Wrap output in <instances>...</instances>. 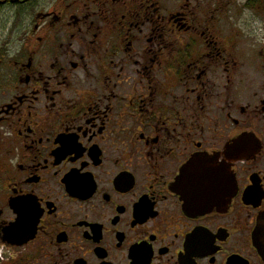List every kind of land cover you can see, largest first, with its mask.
<instances>
[{
    "label": "flooded vegetation",
    "instance_id": "1",
    "mask_svg": "<svg viewBox=\"0 0 264 264\" xmlns=\"http://www.w3.org/2000/svg\"><path fill=\"white\" fill-rule=\"evenodd\" d=\"M234 3L0 0V264H264V1Z\"/></svg>",
    "mask_w": 264,
    "mask_h": 264
},
{
    "label": "rangeland",
    "instance_id": "2",
    "mask_svg": "<svg viewBox=\"0 0 264 264\" xmlns=\"http://www.w3.org/2000/svg\"><path fill=\"white\" fill-rule=\"evenodd\" d=\"M234 1H235L234 5H235L236 8L238 9V12H240V9H241L242 5L245 4V2H246L247 0H234ZM263 1H264V0H263ZM262 8H263V7H262ZM262 8H261V9H262ZM250 11H251L250 9L245 10V17H246V18H250V19H252L251 15H250V13H251ZM263 14H264V12L258 10V11H255V12H254V17H253V19H254V18H257V19H258V21H259V23H260L261 26H262V20L264 19Z\"/></svg>",
    "mask_w": 264,
    "mask_h": 264
},
{
    "label": "snow or ice",
    "instance_id": "3",
    "mask_svg": "<svg viewBox=\"0 0 264 264\" xmlns=\"http://www.w3.org/2000/svg\"><path fill=\"white\" fill-rule=\"evenodd\" d=\"M80 180H83L84 178L83 177H81V178H79Z\"/></svg>",
    "mask_w": 264,
    "mask_h": 264
},
{
    "label": "water",
    "instance_id": "4",
    "mask_svg": "<svg viewBox=\"0 0 264 264\" xmlns=\"http://www.w3.org/2000/svg\"><path fill=\"white\" fill-rule=\"evenodd\" d=\"M193 163H194V162H193ZM193 163H191L190 166L193 165Z\"/></svg>",
    "mask_w": 264,
    "mask_h": 264
}]
</instances>
